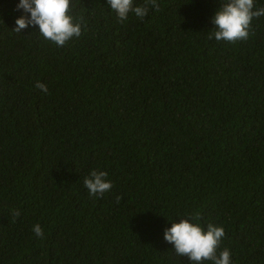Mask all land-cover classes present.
I'll return each mask as SVG.
<instances>
[{
    "label": "trees",
    "instance_id": "obj_1",
    "mask_svg": "<svg viewBox=\"0 0 264 264\" xmlns=\"http://www.w3.org/2000/svg\"><path fill=\"white\" fill-rule=\"evenodd\" d=\"M15 2L0 0V264H191L162 231L193 213L233 264H264V16L226 42L208 38L220 0L122 22L70 0L81 34L58 47L11 30ZM90 169L109 191L88 194Z\"/></svg>",
    "mask_w": 264,
    "mask_h": 264
},
{
    "label": "clouds",
    "instance_id": "obj_2",
    "mask_svg": "<svg viewBox=\"0 0 264 264\" xmlns=\"http://www.w3.org/2000/svg\"><path fill=\"white\" fill-rule=\"evenodd\" d=\"M108 8L114 12L119 22L125 21L129 13L137 18H144L149 10L158 8L157 0H146L144 4H135L134 0H106ZM70 0H16L14 8L20 15L14 17V32L25 28H33L46 40L56 46H63L67 41L81 34L80 19L69 13ZM264 16V7H254V0H220L209 17L212 31L209 39L233 42L248 38L249 26L253 18ZM34 87L47 93V87L37 81ZM107 172L90 169L83 177V186L90 196H100L111 188V181ZM12 210V216H18ZM196 215H177L176 220L169 219V226L163 229L162 239L171 244L172 251L177 256L185 255L191 264H233L227 247L217 250L221 238L224 236L223 227L219 224L208 223L201 226ZM32 233L42 237V228L33 224Z\"/></svg>",
    "mask_w": 264,
    "mask_h": 264
}]
</instances>
